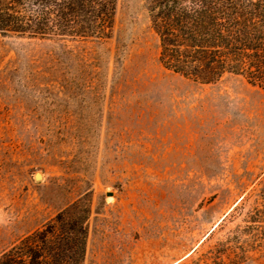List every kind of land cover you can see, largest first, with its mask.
<instances>
[{"label":"rangeland","instance_id":"374dc122","mask_svg":"<svg viewBox=\"0 0 264 264\" xmlns=\"http://www.w3.org/2000/svg\"><path fill=\"white\" fill-rule=\"evenodd\" d=\"M150 1L106 42L0 36V254L76 204L83 264H264V89L166 70Z\"/></svg>","mask_w":264,"mask_h":264},{"label":"trees","instance_id":"16d2710c","mask_svg":"<svg viewBox=\"0 0 264 264\" xmlns=\"http://www.w3.org/2000/svg\"><path fill=\"white\" fill-rule=\"evenodd\" d=\"M118 0H0V36L54 42L112 39ZM159 62L200 84L226 74L264 89V0H151ZM89 216L77 205L0 254V264H83Z\"/></svg>","mask_w":264,"mask_h":264},{"label":"water","instance_id":"95a60500","mask_svg":"<svg viewBox=\"0 0 264 264\" xmlns=\"http://www.w3.org/2000/svg\"><path fill=\"white\" fill-rule=\"evenodd\" d=\"M36 178H37V179H41V174L37 173V174H36Z\"/></svg>","mask_w":264,"mask_h":264}]
</instances>
